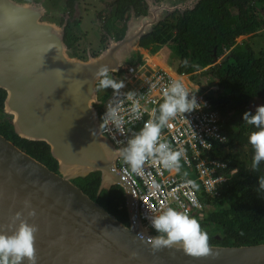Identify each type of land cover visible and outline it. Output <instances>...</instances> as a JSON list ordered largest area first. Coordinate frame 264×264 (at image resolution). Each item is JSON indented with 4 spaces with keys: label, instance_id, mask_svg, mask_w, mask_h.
Returning a JSON list of instances; mask_svg holds the SVG:
<instances>
[{
    "label": "water",
    "instance_id": "obj_1",
    "mask_svg": "<svg viewBox=\"0 0 264 264\" xmlns=\"http://www.w3.org/2000/svg\"><path fill=\"white\" fill-rule=\"evenodd\" d=\"M43 1L0 0V88L6 93L2 110L14 132L45 141L57 169L0 134V231L10 234L16 212L35 224L37 264H264V242L209 243L211 255L205 257L190 256L179 246L154 251L147 238L156 235L122 222L74 182L99 173L97 195L124 185L112 168L121 148L99 129L97 68L107 65L116 74L136 62L142 37L200 0H145V13L130 10L121 38L109 35L100 53L83 59L69 54L64 40L68 20L60 25L44 20ZM124 198L132 199L128 192ZM25 200L34 217H28ZM128 209L135 217L133 202Z\"/></svg>",
    "mask_w": 264,
    "mask_h": 264
},
{
    "label": "trees",
    "instance_id": "obj_2",
    "mask_svg": "<svg viewBox=\"0 0 264 264\" xmlns=\"http://www.w3.org/2000/svg\"><path fill=\"white\" fill-rule=\"evenodd\" d=\"M75 1L65 0L70 11L74 10ZM146 8L145 0H111L110 8L104 14L99 12L98 17L104 21V30L118 39L124 33L130 10L141 14ZM79 22L80 19L68 20L65 27L64 40L73 56H79L75 51L78 36L74 31L79 30ZM261 28H264V0H200L192 10L169 15L140 41V47L150 49L149 53H158L164 44H169L179 58L176 70L193 72L207 67L201 73H207L211 84L216 85L214 101L228 136L225 143L216 144V153L231 167H237V173L226 192L232 193L231 199L223 203L215 201L202 217L196 218L203 231L207 232V226L218 231L215 235L207 232L211 244L264 242V191L258 190V178L264 176V162L253 169L254 151L248 135L256 129L243 120L245 112L254 114L257 106L264 105V46L255 52L251 42ZM141 57L138 53V62ZM217 58L220 62H216ZM5 95V90L0 88V134L56 171L57 162L48 144L21 138L14 132L11 120L3 118ZM74 182L126 223L121 186L114 185L97 195L99 173L78 177Z\"/></svg>",
    "mask_w": 264,
    "mask_h": 264
},
{
    "label": "built area",
    "instance_id": "obj_3",
    "mask_svg": "<svg viewBox=\"0 0 264 264\" xmlns=\"http://www.w3.org/2000/svg\"><path fill=\"white\" fill-rule=\"evenodd\" d=\"M157 58L145 53L140 62L137 60L126 64L123 69L128 76L123 79L125 87L120 90V95L114 97L111 91L104 100L95 104L99 124L108 102L121 104L126 123L119 130L110 124L101 132L116 148L125 147L127 141L143 128L152 109H158L163 90L170 81L181 79L200 105L191 113L178 115L169 126L162 129L161 140L183 153L179 172H170L158 163L149 161L141 173H133L120 155L115 158L113 171L122 179L124 193L128 192L132 197L129 202L125 199L126 224L133 227L139 225L147 235H158L150 226L148 217L159 215L168 207L197 218L202 217L199 215L207 212L215 201L223 203L230 200L231 195L224 194L237 173V167H231L227 160L219 158L216 153V144L225 143L228 136L224 131L223 116L214 101L215 86L203 89L194 79L195 71L170 70L158 63ZM129 91H134L140 98L143 108L140 119H131L127 111L129 104L124 94ZM187 181L194 182L195 187L187 184ZM132 202L135 205V217L130 215L128 209Z\"/></svg>",
    "mask_w": 264,
    "mask_h": 264
},
{
    "label": "clouds",
    "instance_id": "obj_4",
    "mask_svg": "<svg viewBox=\"0 0 264 264\" xmlns=\"http://www.w3.org/2000/svg\"><path fill=\"white\" fill-rule=\"evenodd\" d=\"M110 71L113 70L107 65H101L94 73V78L98 81L97 90L111 88L113 96L116 97L120 95V90L125 87V83L123 80L113 78ZM124 96L129 104L127 111L131 119H140L143 116L140 98H137L134 91H129ZM199 107L195 95L190 94L189 88L181 79L170 81L163 90L162 102L159 103L158 109H152L150 118L145 121L143 128L119 150L124 164L130 168L131 172L138 174L149 161L158 163L170 172H179L183 153L180 150H174L167 141L161 140L162 129L169 126L178 115L184 116L185 113H191ZM105 108L106 111L99 125L100 132H104L110 124L117 130L121 129L126 123L121 104L108 102ZM243 120L256 129L248 135V143L254 151L252 167L255 170L264 162V105L257 106L254 114L245 112ZM93 135L97 136V132L94 131ZM186 183L195 187L192 181ZM258 190L264 191V176L258 178ZM24 206L30 209L28 217L36 215L29 201L25 200ZM148 219L150 226L158 233L156 236L147 238V242L154 251L179 246L186 254L193 257L211 255L208 233L201 229L196 218L168 207L161 214L150 216ZM8 229L10 234L8 231H0V264H25V261L27 264H37L35 248L37 226L22 218L21 212H16L11 217ZM138 236L142 241L145 239L142 233Z\"/></svg>",
    "mask_w": 264,
    "mask_h": 264
},
{
    "label": "rangeland",
    "instance_id": "obj_5",
    "mask_svg": "<svg viewBox=\"0 0 264 264\" xmlns=\"http://www.w3.org/2000/svg\"><path fill=\"white\" fill-rule=\"evenodd\" d=\"M17 1H30V0H17ZM38 1V0H33ZM41 1V0H40ZM46 15L43 17L44 20L55 22L56 24H62L63 20H73L80 19L79 22V30H74L77 34V47L76 53L79 56L87 58L88 55L96 56L100 53L109 42L110 33L104 32V21L98 17L99 12H106L107 8H110L111 0H76L75 1V9L70 11L65 4V0H44L43 1ZM48 14V15H47ZM260 17L261 13L258 14ZM62 20V21H61ZM104 27V28H103ZM112 36V35H111ZM114 38V37H113ZM241 37L238 38L240 41ZM252 47L254 51H258L260 48L264 46V28H261L255 36L251 39ZM138 53L145 55L149 53L150 49L142 48L140 50V46L138 47ZM158 57V60L161 64L167 67L170 70H175L179 64V58L177 57V53L169 44H164L158 51V53H149ZM221 59L216 60V62H220ZM186 65L183 64V66ZM207 67L202 70H194V79L196 82L203 88L208 89L207 86H215V84H211L210 77L207 73H201ZM110 75L116 80H123L128 76V73L121 69L114 76L110 73ZM98 86V84H97ZM112 91L111 88L106 90H98L99 100H104L106 96ZM4 119H10L11 117L3 112ZM123 192V190H122ZM207 232L209 235H215L218 233L216 229L211 226H207ZM156 233V232H154ZM158 234V233H156Z\"/></svg>",
    "mask_w": 264,
    "mask_h": 264
},
{
    "label": "flooded vegetation",
    "instance_id": "obj_6",
    "mask_svg": "<svg viewBox=\"0 0 264 264\" xmlns=\"http://www.w3.org/2000/svg\"><path fill=\"white\" fill-rule=\"evenodd\" d=\"M48 15V14H47ZM62 21V20H61ZM77 57H79V58H85V57H82V56H77ZM99 195V194H98ZM229 195H232V193H225L224 194V196H229ZM217 203H219V201H217ZM204 213H206V212H202L199 216H203L204 215Z\"/></svg>",
    "mask_w": 264,
    "mask_h": 264
},
{
    "label": "crops",
    "instance_id": "obj_7",
    "mask_svg": "<svg viewBox=\"0 0 264 264\" xmlns=\"http://www.w3.org/2000/svg\"><path fill=\"white\" fill-rule=\"evenodd\" d=\"M157 61H158V63H160L159 60H158V58H157ZM160 64H161V63H160ZM161 65H163V64H161ZM163 66H164V65H163Z\"/></svg>",
    "mask_w": 264,
    "mask_h": 264
}]
</instances>
